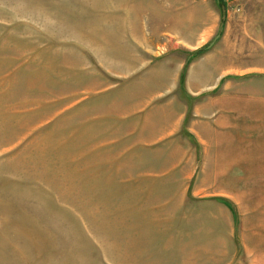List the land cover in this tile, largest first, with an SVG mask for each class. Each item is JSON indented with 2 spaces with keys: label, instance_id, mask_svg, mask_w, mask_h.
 Wrapping results in <instances>:
<instances>
[{
  "label": "rangeland",
  "instance_id": "1",
  "mask_svg": "<svg viewBox=\"0 0 264 264\" xmlns=\"http://www.w3.org/2000/svg\"><path fill=\"white\" fill-rule=\"evenodd\" d=\"M0 264H264V0H0Z\"/></svg>",
  "mask_w": 264,
  "mask_h": 264
},
{
  "label": "crops",
  "instance_id": "2",
  "mask_svg": "<svg viewBox=\"0 0 264 264\" xmlns=\"http://www.w3.org/2000/svg\"><path fill=\"white\" fill-rule=\"evenodd\" d=\"M151 174V172H148L146 175H150ZM133 220V219H132Z\"/></svg>",
  "mask_w": 264,
  "mask_h": 264
},
{
  "label": "trees",
  "instance_id": "3",
  "mask_svg": "<svg viewBox=\"0 0 264 264\" xmlns=\"http://www.w3.org/2000/svg\"><path fill=\"white\" fill-rule=\"evenodd\" d=\"M200 52V51H199ZM196 55V54H195Z\"/></svg>",
  "mask_w": 264,
  "mask_h": 264
},
{
  "label": "water",
  "instance_id": "4",
  "mask_svg": "<svg viewBox=\"0 0 264 264\" xmlns=\"http://www.w3.org/2000/svg\"><path fill=\"white\" fill-rule=\"evenodd\" d=\"M219 1H221V0H219Z\"/></svg>",
  "mask_w": 264,
  "mask_h": 264
}]
</instances>
